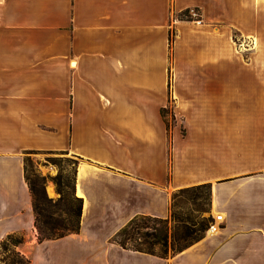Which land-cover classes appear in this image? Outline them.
Masks as SVG:
<instances>
[{"label":"crops","instance_id":"1","mask_svg":"<svg viewBox=\"0 0 264 264\" xmlns=\"http://www.w3.org/2000/svg\"><path fill=\"white\" fill-rule=\"evenodd\" d=\"M260 27L264 0H0V243L24 233L30 264H264V69L233 40ZM34 151L77 157L78 233L38 241ZM202 184L217 231L167 259L111 240Z\"/></svg>","mask_w":264,"mask_h":264},{"label":"trees","instance_id":"2","mask_svg":"<svg viewBox=\"0 0 264 264\" xmlns=\"http://www.w3.org/2000/svg\"><path fill=\"white\" fill-rule=\"evenodd\" d=\"M188 13L189 11H185L179 17L190 19ZM77 164L78 161L76 166ZM25 173L33 198L38 241L42 243L78 233L81 228L83 199L76 196L75 185L73 186L75 204L72 203L70 206L68 224L64 226L62 221L46 213L47 206L52 204V200L47 197L43 186L39 187L29 179L27 159H25ZM49 191L52 193L50 189ZM210 198H212L210 184L181 189L172 196L168 218L138 215L117 231L111 240L125 250L142 252L163 259L168 258V246L171 240L172 243L179 244L177 249H172L175 256L207 234L214 220L212 216L204 218L202 214L211 212ZM189 202L196 206L198 216L193 217L189 213H183ZM25 240V235L21 233L7 235L0 243V261L3 264H30V260L18 251V247Z\"/></svg>","mask_w":264,"mask_h":264},{"label":"rangeland","instance_id":"3","mask_svg":"<svg viewBox=\"0 0 264 264\" xmlns=\"http://www.w3.org/2000/svg\"><path fill=\"white\" fill-rule=\"evenodd\" d=\"M259 33L260 35L251 41V39L243 38L237 32H234L233 40L238 52L241 53L244 65L263 67L264 69V27L259 28ZM258 77L259 80L264 81V73H259ZM166 113H171L170 108ZM26 159L29 179L39 187L43 186L47 197L52 200V204L47 206L46 213L55 219H59L66 226L70 206L72 203L75 204L73 202V186L77 157L71 152L34 151L26 153ZM259 172V174L264 173V171ZM243 176L250 177L251 174L247 173ZM185 208L183 210L184 214L189 213L193 217L198 216L196 206L192 203H187ZM202 216L204 218L212 216L215 220V215L212 212H204ZM178 247L179 244L169 241L168 258L173 256L172 249Z\"/></svg>","mask_w":264,"mask_h":264},{"label":"built area","instance_id":"4","mask_svg":"<svg viewBox=\"0 0 264 264\" xmlns=\"http://www.w3.org/2000/svg\"><path fill=\"white\" fill-rule=\"evenodd\" d=\"M188 16L190 19L195 20V21H200V13L198 10H191L188 13ZM222 221V216L218 215L216 219L210 224L208 233L210 231L215 232L220 228V223Z\"/></svg>","mask_w":264,"mask_h":264},{"label":"bare ground","instance_id":"5","mask_svg":"<svg viewBox=\"0 0 264 264\" xmlns=\"http://www.w3.org/2000/svg\"><path fill=\"white\" fill-rule=\"evenodd\" d=\"M219 214V213H218ZM218 214H216V216H218ZM209 233H213L212 231H210Z\"/></svg>","mask_w":264,"mask_h":264}]
</instances>
